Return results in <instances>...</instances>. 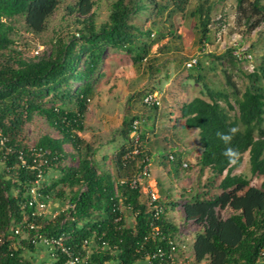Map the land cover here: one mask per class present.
<instances>
[{
	"label": "trees",
	"instance_id": "obj_1",
	"mask_svg": "<svg viewBox=\"0 0 264 264\" xmlns=\"http://www.w3.org/2000/svg\"><path fill=\"white\" fill-rule=\"evenodd\" d=\"M64 1L68 0H0V138H6L0 144V264H27L21 259V246L33 248L35 232L61 237L66 246L81 252H85V239L92 240V246L106 240L118 245V256L126 264L146 251L135 252L137 240L148 230L142 192L118 181L129 180L148 153L141 147L138 154L123 163L122 156L132 149L129 137V145L122 143L115 154L114 174L106 169L100 172L93 158L96 149L77 132L83 129L87 100L92 95L90 80L103 63L104 50L121 49L134 64H140L150 52L152 30L161 34L158 24L163 21L166 6L157 0H113L107 19L97 24L93 10L97 0H70L65 8L81 24L78 32L55 37L48 52L21 56L12 47L10 33L19 23L27 32H44L50 16ZM236 7L248 21L255 16L251 27L264 19V0H236ZM191 14L199 17L203 43L209 31V10L204 12L198 5ZM150 17L154 19L148 28L137 22ZM231 49L217 57L228 55L231 62L237 61ZM194 65L199 66V61ZM246 76L248 84L240 96L236 90L232 93L237 112L234 115L230 114L234 105L229 94L206 84L208 99L194 96L180 107L183 124L198 129L199 169L210 170V183L221 176L216 193L202 197V193L195 192L181 201L186 222L201 225L193 241V253L197 261L206 260V264H255L264 245V52ZM69 81L80 83L72 91L68 87L63 91L62 85ZM45 97L49 100L44 101ZM66 102L73 104L66 106ZM32 113L44 117L59 137L43 134L32 147L24 144L18 135ZM134 118L138 116L129 120L125 136H129ZM38 148L47 152L45 162H39L35 155ZM244 152L248 153L251 176L259 182L233 172ZM67 159L73 163H66ZM180 164L175 162L176 166ZM32 186H37L46 200L60 206L54 216L34 217L36 230H29L28 237L23 238L13 235L10 227L34 209L25 205ZM120 204L138 211L134 225L126 224ZM161 222L165 230L178 231L168 218ZM91 256L98 263L109 258L104 251ZM62 261L60 255L56 264Z\"/></svg>",
	"mask_w": 264,
	"mask_h": 264
},
{
	"label": "rangeland",
	"instance_id": "obj_2",
	"mask_svg": "<svg viewBox=\"0 0 264 264\" xmlns=\"http://www.w3.org/2000/svg\"><path fill=\"white\" fill-rule=\"evenodd\" d=\"M68 1L59 5L50 16L46 30L40 34L23 30L19 23L10 33L14 39L12 47L21 56L28 58L48 52L55 37L78 32L81 24L76 21L75 14H67L65 6ZM112 1L97 0L93 7L97 24L107 19ZM157 1L166 8L163 21L158 24L161 34L152 30L151 48L146 59L140 64H134L121 49L107 47L104 50L103 63L90 80L92 95L87 100L83 129L77 133L96 149L93 158L98 164V170L101 172L106 169L114 174L117 166L116 152L122 143L129 145V136H125L124 131L132 116H138L141 135L139 144L150 157L151 176L154 179L152 183L155 182L158 195L166 201L165 215L174 218L181 235L187 238L188 251L192 254L193 241L196 233L201 230V225L186 222L182 206L170 201H184L195 192L202 193V197L207 193H216V184L221 176H216L210 183L207 181L210 170L199 169L196 163L201 151L198 130L183 124L180 107L194 96L208 99L207 89L204 88L206 84L210 89L226 91L234 105L230 114L237 113L232 93L236 90L240 96L248 84L246 74L249 71L243 63L235 60L231 62L228 55L217 56L224 54L228 48L237 46L236 48L251 52L254 66L258 64L264 52V19L257 26L251 27L255 16L248 21L246 14L237 9L236 0ZM198 5L202 6L204 12L208 9L210 17L209 31L203 43L200 42L199 17L191 14ZM143 14L147 16L148 12ZM153 19L154 17L146 21L137 19V22L143 28H148ZM222 25L224 30L217 39V30ZM191 57L197 58L199 66H185V62ZM79 83L66 82L62 89L66 91L68 87L72 91ZM261 85L264 86V80ZM150 90L158 93L160 104L156 108L142 102L143 95ZM47 100L48 97H45L44 101ZM72 104L66 102V106ZM43 134L59 137L57 130L44 117L32 113L31 119L24 122L18 138L32 147ZM64 147L70 150L68 144ZM168 154L173 155L172 161H169ZM65 162L73 163L70 159ZM175 162H186V166H176ZM1 168L0 165V170ZM233 172L259 182L251 176L247 152L243 153L241 164ZM59 206L58 202L49 201L44 216L51 217L50 214L56 212L55 209ZM124 212L126 224L131 225L128 210L125 209ZM30 263L28 258V264Z\"/></svg>",
	"mask_w": 264,
	"mask_h": 264
},
{
	"label": "built area",
	"instance_id": "obj_3",
	"mask_svg": "<svg viewBox=\"0 0 264 264\" xmlns=\"http://www.w3.org/2000/svg\"><path fill=\"white\" fill-rule=\"evenodd\" d=\"M224 30L222 25L217 30L216 38L219 39L222 35L221 32ZM235 44V43H234ZM233 46L231 49L232 55L239 62L245 65V69L251 72L254 69L252 53L245 50L236 48ZM197 58L191 57L185 62L186 67H191L196 64ZM158 93L156 91L148 92L143 95L142 102L146 106L159 105ZM140 120L134 118L130 122L129 137L132 141V149L125 152L122 156L123 163L128 158H133V155L138 154L141 149L140 143ZM6 140L5 137L0 138V144ZM142 150V149H141ZM35 155L39 157V162H45L43 158L47 152L41 148L34 151ZM21 158V157H20ZM168 158L172 160L174 157L172 154H168ZM182 166H186V162H182ZM139 170L133 174V176L127 179H120L118 183H127L131 188H139L142 194H144L141 202L145 206V211L148 214L146 226L148 228L140 240L136 242L135 252L140 250H146L143 256H139L134 259L131 263L127 264H206V260L197 261L194 257V253L190 254L188 251V245L186 243L187 238L183 237L180 231L169 232L163 228L162 218H165L166 204L156 188L155 182L152 183L150 179L151 175V161L149 155H145L141 162L138 163ZM39 177L41 174L39 173ZM29 194L26 198V206L33 207L34 209L30 214L24 213L21 222L13 224L10 227V231L13 235H20L25 238L28 237L29 230H36V224L34 217L44 215L48 208L49 201L46 200V196H43L38 190L37 186H32L28 190ZM121 210H128L131 218V225L135 223V217L138 211H130L131 207L127 204L119 205ZM55 212L51 213L54 216ZM126 212L123 214V219L126 222ZM167 218V217H166ZM120 218L117 217L116 221ZM99 242L95 245L92 244V240H83L82 248H85V252L79 250L75 251L65 245L61 237L44 236L40 233L35 232L32 236V242L35 245H42L47 248L50 257L53 260L63 256V261L60 264H126L123 262L119 255V248L117 244H111L106 240H98ZM150 244L151 246H148ZM148 246L149 249H146ZM100 251L107 252L109 258L104 259L101 263L92 259V253ZM255 264H264V245L259 251V257Z\"/></svg>",
	"mask_w": 264,
	"mask_h": 264
},
{
	"label": "crops",
	"instance_id": "obj_4",
	"mask_svg": "<svg viewBox=\"0 0 264 264\" xmlns=\"http://www.w3.org/2000/svg\"><path fill=\"white\" fill-rule=\"evenodd\" d=\"M198 130V129H197ZM104 157V156H103ZM175 169V168H174ZM176 170V169H175ZM170 171V170H169ZM152 172V171H151ZM236 173V172H235ZM154 176V175H153ZM155 177V176H154ZM150 179L154 181L153 177L150 175ZM261 180V179H259ZM169 194V193H168ZM144 194L141 195V199H143ZM170 203H179L181 205V199L180 200H174L170 201ZM169 221L173 222L174 224L177 225L176 221L174 218L166 216ZM178 226V225H177ZM179 231V227H178ZM16 242L15 244H17ZM14 244V243H13ZM22 251H21V259L23 261H26L28 264V258L30 259L31 263L30 264H56V260H53L46 247L42 245H35L33 248L29 249L27 246H21ZM29 256V257H28Z\"/></svg>",
	"mask_w": 264,
	"mask_h": 264
}]
</instances>
